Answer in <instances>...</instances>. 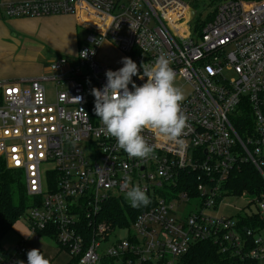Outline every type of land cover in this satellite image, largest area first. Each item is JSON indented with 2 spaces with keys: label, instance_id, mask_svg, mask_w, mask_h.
Listing matches in <instances>:
<instances>
[{
  "label": "built area",
  "instance_id": "1",
  "mask_svg": "<svg viewBox=\"0 0 264 264\" xmlns=\"http://www.w3.org/2000/svg\"><path fill=\"white\" fill-rule=\"evenodd\" d=\"M1 5L9 17L74 14L88 31L77 55L53 60L47 74L0 81V159L23 175L32 197L27 210L32 235L52 231L72 264H179L203 240L218 244L228 264H264V227H245L243 233L237 219L207 212L232 195L226 181L242 160L252 162L264 178V0ZM195 5L202 7L199 14ZM108 40L130 55L141 74L142 62L166 55L175 83L190 86L181 105L188 117L182 145L145 129L154 156L129 158L105 134L91 90L106 84V70L116 71L98 60ZM132 79L138 86L147 80ZM243 104L255 123L245 139L233 124ZM194 173L195 184L185 179ZM126 177L150 203L133 221L120 224L105 213L113 199L129 202ZM246 194L233 196L246 197L264 220V192ZM28 250L23 241L2 245L0 264H17Z\"/></svg>",
  "mask_w": 264,
  "mask_h": 264
},
{
  "label": "clouds",
  "instance_id": "2",
  "mask_svg": "<svg viewBox=\"0 0 264 264\" xmlns=\"http://www.w3.org/2000/svg\"><path fill=\"white\" fill-rule=\"evenodd\" d=\"M86 57L87 53H83ZM123 67L106 70L107 82L102 89L93 88L95 97L94 112L100 118L103 130L115 138L117 147L129 158L148 159L154 156V147L144 135L150 129L169 140L183 144L180 137L188 127V117L182 111L185 99L181 88L176 86V73L170 67V58L161 54L154 63H141L142 74L137 64L129 57L122 58ZM139 75L147 80L137 85L133 77ZM131 84V90L129 85ZM131 177H126L125 198L130 205L138 208L150 203L149 197L137 184L129 187ZM28 264H50L40 249L27 252ZM17 264H24L18 261Z\"/></svg>",
  "mask_w": 264,
  "mask_h": 264
},
{
  "label": "crops",
  "instance_id": "3",
  "mask_svg": "<svg viewBox=\"0 0 264 264\" xmlns=\"http://www.w3.org/2000/svg\"><path fill=\"white\" fill-rule=\"evenodd\" d=\"M18 1L28 0H0V3ZM82 27L78 17L74 14L9 17L4 6L1 5L0 81L41 77L50 71V63L53 60L61 56L74 57L88 34L85 26V28L83 27L86 30L85 34L80 33ZM37 39H43V44L39 45ZM46 55L49 57L47 58ZM98 57L105 64H107L106 62L115 64L116 68L107 65L118 70L121 66L115 60L129 56L108 40L100 47ZM113 57L116 58L113 59ZM19 235L29 250L40 249L45 258L49 259L50 264H70L71 255L59 246L56 238L50 236L35 237L28 226L25 231H20ZM21 260L24 261V264H28L27 254Z\"/></svg>",
  "mask_w": 264,
  "mask_h": 264
},
{
  "label": "trees",
  "instance_id": "4",
  "mask_svg": "<svg viewBox=\"0 0 264 264\" xmlns=\"http://www.w3.org/2000/svg\"><path fill=\"white\" fill-rule=\"evenodd\" d=\"M196 28L199 29V26ZM241 112L242 114L235 116L233 124L242 139H245L248 134L253 132L255 123L249 105L243 104ZM197 176V173H194L185 179L195 184L198 181ZM225 187L232 195L242 193L257 195L264 192V178L252 162L242 160L239 167L233 169L229 174ZM29 207V196L22 173L8 168L5 162L0 159V247L3 236L14 228V225L24 216ZM144 207L141 205L134 208L125 199H113L107 204L105 214L109 219L125 224L129 221L128 218L133 221ZM237 221L243 233L245 227H264V220L259 218L256 212L240 213ZM40 236L56 238L52 231L46 230L41 231ZM72 262L71 260L70 264ZM228 262V256L220 251L218 244L213 240H203L193 244L191 249L179 259V264H228Z\"/></svg>",
  "mask_w": 264,
  "mask_h": 264
},
{
  "label": "rangeland",
  "instance_id": "5",
  "mask_svg": "<svg viewBox=\"0 0 264 264\" xmlns=\"http://www.w3.org/2000/svg\"><path fill=\"white\" fill-rule=\"evenodd\" d=\"M195 8H196V10L198 11V14H199L201 12L202 7H200L198 5H195ZM210 11H211L210 8L206 9L205 11H203L202 12L203 17H206ZM83 27L80 29V33L81 34H85V32H86V30L84 29L85 27L84 28ZM37 42L39 43V45H42L44 40L43 39H37ZM41 50L43 51L44 49H41ZM44 54H46V53H44ZM109 56H110V53H109ZM128 56L130 57V55H128ZM46 57L48 58L49 56L46 55ZM116 57H113V59H115ZM122 58L123 57H121L120 60H118V59L115 60V61H118V65L121 66V67H123V64L121 62ZM108 59L111 60V58H108ZM98 60H100L101 63H103V61H102V59L100 57H98ZM106 63L108 65H111V66L116 68L115 64L113 65L112 63H109V62H106ZM84 69H86V68H84ZM175 84H176V86H178L179 88L182 89L184 95L187 94V92L189 91V87L190 86L187 83H185V85H183L184 82L179 80ZM52 87H53L52 83H48L47 84V88L48 89H50ZM246 196L248 198H251L253 195L252 194H246ZM247 200L248 199H246V197H245V199H243L242 197H236V196H233V195H229V196H227V197H225L223 199V201L220 203V205L217 208L209 209L207 212L210 215H213V216H218V217L227 216L229 218H232L233 220H236L240 213H245V212L246 213H251V212H255L257 210L256 206H254V205L251 206V207H248L247 206L248 205V201ZM31 202H32V197H29V203L31 204ZM242 208H245V209L243 211H240ZM28 225H29V223H28V213L26 211L24 216H22L17 221L16 227H14L5 236H3L2 240H1V244L9 246V245H13V244H16V243L20 242L22 240V237H20L19 233H20V231H25V229H26V227ZM125 234H126L125 230L119 231V235L124 236Z\"/></svg>",
  "mask_w": 264,
  "mask_h": 264
},
{
  "label": "water",
  "instance_id": "6",
  "mask_svg": "<svg viewBox=\"0 0 264 264\" xmlns=\"http://www.w3.org/2000/svg\"><path fill=\"white\" fill-rule=\"evenodd\" d=\"M194 11H195V10H194V9H192L191 13H192V14H194Z\"/></svg>",
  "mask_w": 264,
  "mask_h": 264
}]
</instances>
